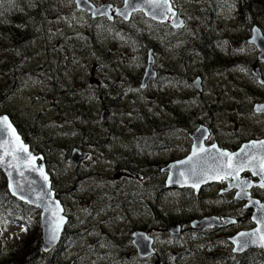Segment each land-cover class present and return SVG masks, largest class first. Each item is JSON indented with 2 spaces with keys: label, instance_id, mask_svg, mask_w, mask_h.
<instances>
[{
  "label": "flooded vegetation",
  "instance_id": "flooded-vegetation-1",
  "mask_svg": "<svg viewBox=\"0 0 264 264\" xmlns=\"http://www.w3.org/2000/svg\"><path fill=\"white\" fill-rule=\"evenodd\" d=\"M108 1L110 0L96 2L94 5L98 7L109 5L112 7V13L115 12L118 7ZM169 1L173 12L167 13L169 16L167 22H154L144 17L151 22L149 25H141L142 27H138L140 24L134 20L135 16L143 15L142 13H136L128 22L117 17L92 19L86 13H82L89 25L92 23L90 26L92 30H120L121 34L127 35L125 39L132 43V34L143 29L149 34L151 32L154 38L149 46L154 50L156 57L155 77L144 89L141 81L148 61L143 48H139L140 52L145 54L141 60L143 65L139 63L140 60L136 62L130 57V54L128 55L130 58L126 54L109 62L101 58L93 61L94 74L88 82L84 81L86 77H82V74L77 75L78 79L75 76H68L72 79L63 80L59 84L62 90H49L44 94L48 97L50 108L61 114L72 110V115L82 114L80 117H86L87 110L83 108L84 104L81 103V108L77 107L84 93V97L93 99L96 104L95 109L90 111L99 122L96 130H90L88 136L66 140L68 144L66 150L62 152V165L53 161L48 146H45L48 149L47 154L43 149H35L45 156V163L51 176L57 178L59 175L62 180L60 191L56 195L68 217L63 248L85 247L83 257L90 255L93 247L105 240L107 241L104 247L112 251V256L117 249L119 258L121 255L122 257L127 255L119 247L121 238L109 233V230L115 229V225L110 229L106 225L118 222L117 234L121 222L130 225L132 218L128 216L129 206L131 209L135 207L140 217L153 212L152 219L156 222L151 224L152 220L145 221V226H148L135 231L133 235L137 232H148L156 239L153 243L159 264H179L166 248H174V251H177L179 244L183 246V241H186L185 244L190 242L191 245L188 244L191 248L197 246L199 237H202V242L208 240L214 241L215 244L212 248L204 249L202 256L194 264H201L219 250L224 252L222 255L226 258L230 250H233L231 237L256 229L252 221V215L256 213L253 210L255 204L237 200L236 190L224 194L232 182L223 181L202 190L204 192L206 189H219L220 195L232 197L231 207L237 209H228L223 214L214 212L208 205L198 208L197 195L192 189L171 190L166 186V182L169 176L168 167L187 159L192 154L195 145L192 135L199 127H206L207 130L205 148L217 145L222 150L232 152L236 151L233 147L236 137L241 136L245 139L248 130L244 129L243 123L233 124V121H229L231 115L228 114L250 115L256 104L264 102V84L261 83L264 79V62L261 61L260 50L251 41L255 28L261 29L264 34L263 1L192 0L194 8L189 14H193L196 23L193 26L185 24L183 18L186 14L175 6L172 0ZM175 18L183 21L184 26L179 28L183 30L182 32L172 26ZM176 32L180 33L175 34ZM179 47L184 49V54H181V50L176 53L170 51L171 48ZM195 49L200 51L201 58H198ZM117 53L119 54V51ZM191 59H194L198 66L196 76L192 75L193 67L189 65ZM242 79L250 84L247 86ZM89 90H92V95ZM254 90L261 93L254 92L252 95ZM138 115L144 120L141 124L138 123ZM256 120L260 121L257 122L259 127L257 126L255 137L250 141L264 140V116H258ZM74 121L87 131L89 125L94 123L82 121L80 118ZM77 149L87 152V158L76 166L78 169L70 163L72 151ZM148 160L153 162L156 171L160 170L162 175L160 178L165 180H159L158 185L148 181L140 188L136 185L137 179L146 173L145 166L150 163ZM239 182L251 185L257 180L250 173H244ZM262 185H256L245 192L260 204H264ZM161 193H182V198L187 197L186 203L192 212L190 220L193 222L204 220L208 216H219L221 219L230 217L237 223L226 229L194 231L191 227L193 222L177 216L176 210L172 217L169 216L171 214H160V209H165L158 199ZM135 201L136 204L133 205ZM156 214L158 216H154ZM177 226L181 227V234L174 236L168 229L172 230ZM163 242L164 245L160 244ZM163 247L165 248L162 250ZM54 253L52 252L51 256ZM135 254L140 258L136 248ZM197 257L198 254H195L194 260ZM153 262L156 264L157 261Z\"/></svg>",
  "mask_w": 264,
  "mask_h": 264
},
{
  "label": "rangeland",
  "instance_id": "rangeland-1",
  "mask_svg": "<svg viewBox=\"0 0 264 264\" xmlns=\"http://www.w3.org/2000/svg\"><path fill=\"white\" fill-rule=\"evenodd\" d=\"M31 1L35 2L36 0ZM90 1L93 3H100L106 2L107 0ZM123 1L124 0H110L108 3H111L116 7H121L123 5ZM24 2H26V0H24ZM172 2L179 9H182L186 14L183 18L185 24L188 23V26H193L196 24L193 19V14H189V11L194 8V3L192 0H172ZM45 4L46 12L44 14L37 16L35 12L32 11L29 15H27L26 23L30 25L31 29L28 36V41L24 42V46H22V54L20 53L22 58L21 60L23 62V71L26 73L25 78L23 82H21L20 88L17 89L15 93L8 94V98H13L12 104L2 109L4 112H10L14 120L22 126L20 133L25 138L27 143L31 145V148L34 152H36V148H43L44 153L47 154L48 149L44 147V144L49 146V142H52V149L49 151V153L54 155V162L62 165V152L66 150L68 141L66 143V141L63 139L66 137L63 133L54 131V121H56L58 125H61L63 123L61 117L66 118L67 115L71 116L73 113L72 110H69L64 114H61L50 109L47 102H43L45 100L42 99L44 96V93L42 92H46L48 90H62L59 84L63 80L72 79L68 76H75L78 79L77 75L82 74V77H87L88 73L86 74L85 70L86 68L87 70L89 69V65L92 61H98L101 60V58H104L105 60H108L107 62H109L115 58H122V55L127 54L128 57L130 54V57H133L136 62L140 60L139 63L143 65L141 60L144 58L145 54L143 55L142 52H140L139 47H132V45L127 47H119L120 50L124 51H120L118 54V49H115L114 45V42H116V39H114L115 36L112 35L110 31L107 32L105 30H96V33L92 35L84 33V30H86L88 25L87 18L76 9L73 0H46ZM124 15L127 16L126 11L124 12ZM31 16H34L33 19H31ZM134 20L140 24L137 25L138 27H142L141 25L143 24L149 25L151 22L145 19L143 15L135 16ZM174 27L179 29V22L176 21ZM177 31L182 32L183 30L179 29ZM178 33L180 32H176L175 34ZM87 35L89 37H87ZM66 37H69L71 40H67ZM153 38L154 36H152L151 32L149 34L146 29L140 30L131 36L132 41L141 40L145 44H149L148 42H150ZM178 50H181V54L185 53L184 49L180 47L170 49V51H175V53ZM195 51L197 50L195 49ZM197 54L198 58H201L199 50L197 51ZM187 57H189V55H187ZM70 63L74 64L71 65ZM62 64L64 65L61 66ZM189 65L193 67L192 75L196 76L195 73L198 72L196 69L198 66L195 60L191 59ZM74 66L76 67L75 69ZM80 68H83V72L80 71ZM56 75L58 76L57 80L55 79ZM46 78H52L53 84L50 85V80L46 81ZM242 81L243 83L247 84V86L250 84L245 79H242ZM4 87L7 88V81L5 78L0 76V90H3ZM254 92L257 94L261 93L258 90H254L252 91V95H254ZM89 93L92 95V90H89ZM131 93L132 92H129V94ZM154 94H156V92H154ZM84 96L85 93L82 95V98L79 99L77 107L81 108V103L84 104L83 108L87 110L86 122L88 120L90 122H94L89 126L96 130L99 122L96 120V116L93 113L90 114V111L95 109L96 104L93 99H89L88 97ZM0 114L5 113L0 111ZM81 115L82 114L72 115L71 119L75 120L80 118ZM138 118V123L141 124V121L144 120L140 115H138ZM45 120L50 121L48 126L53 129L51 131L45 132L49 136H46L45 134L44 137L41 136L39 138L38 134L33 130H43L40 123L45 122ZM241 121L243 123H255L256 125V120L253 119V116L251 119L249 117L246 119L236 118V120L233 121V124H238L237 122ZM258 123H260V121H258ZM84 136L87 135L82 133V137ZM87 139L91 140L89 137H87ZM147 162L150 163H147L145 166L146 173L137 179L136 185H138L140 188L143 187L148 181L152 182L153 185H158L159 180H165L164 178H160L162 177L160 170H155L153 162L150 160ZM156 165L158 166V164ZM58 169L59 168H55V170ZM68 169L69 167H67V170ZM76 169L78 168L76 167ZM56 184L60 185L61 181L59 182L57 180ZM2 186V180L0 179V188H2ZM182 195V193L159 194L158 199L161 205H163L165 208L160 209V214L173 215L174 210H176L177 216H180L183 220H189L190 222V214L192 212L189 208L190 206L188 203H186V201H188L187 197L182 198ZM150 196L151 195L149 192V197ZM146 199H148V197H146ZM197 200L198 208L208 205L213 209L214 212H217L218 214H223L231 208L237 209V207H231L233 203L232 197L230 195H220L219 189H206L204 192H201L199 196H197ZM134 204H136V202H134ZM127 210L129 212V218H132L131 224L128 225V223L125 224V222H121L118 234L116 229L119 227L118 222L106 225L108 229L115 225V229L109 230V233H111L114 237L119 236L121 238L120 248L127 254L124 255V257L121 255L119 258L120 254L118 253V249L114 253V256H112V251L110 252V249L104 247L107 240L93 247L90 255H86L85 257H83V249H85V247L75 246L70 249L62 247L50 257L57 261L58 264H154L152 263V260H141L138 258L135 254V248L132 244L133 231H138L139 229H142V227L146 228L144 223L145 221L149 222V220H152L151 224L152 222H156L155 219H152L154 218L152 217L153 212L149 215L146 213L141 216V218L139 215H137V209L135 207L131 209V206H129ZM12 214H14V212L8 209L5 213L4 210L1 209L0 205V251H2L4 248L6 251L8 244L12 243L13 241H17L24 235L23 227L20 223H15L17 218H11ZM154 216H158V214ZM34 218L35 215L33 213L32 217L28 215V218L25 217L24 220L26 222H30L31 220H34ZM34 225L35 224H33V227ZM137 227H139V229ZM158 239L161 240L162 237H158ZM165 242L169 243L167 240H165ZM185 242H182L183 246L182 244H179L177 251H174V248H166V250L171 251L172 255L175 257L174 259L179 261V264H194L195 262H198L199 257L202 256L204 249H209L215 244L214 241L208 240L202 242V237L197 238V246H193L191 248L189 247V244L191 245V243L188 242L189 244H185ZM160 244L164 245V242ZM172 244L174 243L172 242ZM164 248L165 247L161 249L163 250ZM195 254H198V257L194 260ZM222 254H224V252L219 250L214 255H211V258L214 260L213 258H215V256L224 257ZM209 259L210 258H206V261L210 262L211 260ZM191 261L192 263H190ZM215 263L226 264L227 261L223 258L222 260H216Z\"/></svg>",
  "mask_w": 264,
  "mask_h": 264
},
{
  "label": "water",
  "instance_id": "water-1",
  "mask_svg": "<svg viewBox=\"0 0 264 264\" xmlns=\"http://www.w3.org/2000/svg\"><path fill=\"white\" fill-rule=\"evenodd\" d=\"M75 3L79 10L88 12L93 18H113L118 16L126 22L137 12H143L147 18L156 19L155 21L157 22H167L169 19L167 13L173 12L169 0H125L124 8L116 10L115 13H112V7L109 5L97 8L88 0H75ZM150 8L154 10L151 11ZM125 11L127 12V16L124 15ZM154 11H161L164 18L158 20L152 17ZM176 21L179 22L180 27L184 26L183 21L179 18H175L172 26H175ZM251 41L261 51L262 54L260 58L261 61L264 62V37L260 29H255ZM153 66L154 59L153 56H150L149 67L143 80V88L147 86L155 75ZM262 108V106H259L257 112L264 113ZM193 139L196 143L193 147L192 154L187 159L173 163L168 167V188L194 189L196 193L199 194L202 187L208 184L219 183L229 178L239 179L246 171H251L254 176H257L259 175V167H261L262 173H264V150L260 156L254 158L257 151L256 146L260 147V145H264V141L256 142V145L253 143L245 145L237 153L230 154L220 151L217 146H214L213 150L209 148L208 151H205L204 140L198 143L197 134H193ZM24 146L11 120L7 116L0 117V170L3 171L9 181L7 169L12 168L13 177L18 179L20 188L25 186V188L27 187L26 189H28L34 186L38 188V193H43V206L33 205L29 200L27 201L25 197L19 198L14 195L11 191L10 183H8L9 190L14 197L28 205L43 210V250L49 253L60 243L67 224V218L64 216V210L59 199L55 197V193L51 190L50 177L47 174L45 164L43 163L41 166L38 164V161H43V159L33 155L30 149ZM83 158L85 159L86 155L82 156V154L75 152L71 161L78 165ZM262 178L264 179V177ZM244 185V183L239 182L238 184L230 186V190L234 188L239 190L237 199H242L241 201L249 198L248 194H244L245 189L246 191L248 190V185ZM252 219L258 225V228L251 232L239 233L230 240L234 245V253L242 254L249 250L264 251V204L258 208L257 214L254 215ZM230 224H232L230 219L221 221L217 217H211L200 221H194L192 223V229L194 231H207L217 227L225 228ZM168 230L174 236H179L181 234L180 226ZM134 238V245L137 247L140 255L143 256L144 254L143 257L146 258L155 254L152 249L153 239L149 238L148 234L137 233Z\"/></svg>",
  "mask_w": 264,
  "mask_h": 264
},
{
  "label": "trees",
  "instance_id": "trees-1",
  "mask_svg": "<svg viewBox=\"0 0 264 264\" xmlns=\"http://www.w3.org/2000/svg\"><path fill=\"white\" fill-rule=\"evenodd\" d=\"M262 1V11L264 12V0ZM45 3L46 0H36L35 2L31 0H26V2H24V0H0V75L7 78V88L4 87L3 90H0V111L10 115L12 118L13 116L10 112H4L2 108H6V106L12 104L13 98H8V94L15 93L16 90L20 88L21 82H23L25 78L26 73L23 71V62L20 53L22 54V46H24V42L28 41L31 29L30 25L26 23V18L32 11H34L37 16L44 14L46 12ZM33 17L34 16H31V19H33ZM262 24L264 25V16L262 18ZM91 25L92 23H90V25H88L89 27L85 30L86 34L92 35L96 33V30L90 28ZM105 31L108 32L109 30ZM110 33H114V36L119 39V42L115 44V49H118L117 51L119 52V46H126V43H128V46L132 45V47L143 48V51H148L147 49H149L141 40L133 41V43L129 42L127 38L125 39V36L127 35H125V33L121 34L120 30H110ZM93 63L94 62L92 61L88 70L86 68L85 72H88V76L84 78V81L88 82V80L92 78L94 74L92 67ZM70 64L73 65L74 63ZM63 65L64 64L61 66ZM75 68L76 67L74 66V69ZM82 69H80V71H82ZM51 79L52 78H46L45 80H50L51 82ZM42 99L45 100L47 98L42 97ZM54 107L55 105H53V108ZM41 127L43 131H46L44 124H41ZM83 131V133L87 135V131ZM0 176H2L1 172ZM5 196V208L6 210L11 209L14 212V214L11 215V218H14L17 216L16 210L18 208L17 204L19 203L12 199L10 200L7 190ZM22 210L24 212L22 211L20 214L27 217L29 213L26 212L23 207ZM170 217H172V215H170ZM23 223V229L25 231L24 238L21 241L14 243L9 249H6V251L0 254V264H52L54 260L46 259L41 251V236L38 228L39 223L34 225V227L33 224H31L33 222L23 221ZM209 258L211 261H206L204 264H216V260H222L223 258L227 261L226 264H264V252L256 251L245 253L239 257L233 256L232 252H230L229 256L226 258H213L214 260H212L211 257Z\"/></svg>",
  "mask_w": 264,
  "mask_h": 264
},
{
  "label": "bare ground",
  "instance_id": "bare-ground-1",
  "mask_svg": "<svg viewBox=\"0 0 264 264\" xmlns=\"http://www.w3.org/2000/svg\"><path fill=\"white\" fill-rule=\"evenodd\" d=\"M3 1V0H2ZM216 5V4H215ZM246 5V4H245ZM218 7V6H217ZM129 8V7H128ZM126 8V9H128ZM125 9V10H126ZM148 10V9H147ZM151 11H153L154 9L153 8H150ZM124 11V10H123ZM122 14V13H121ZM152 17L154 18H157L158 20H162L163 17V13L161 11L157 12V11H154V13H152ZM7 21V20H6ZM5 21V22H6ZM108 21V20H107ZM7 23V22H6ZM11 23V22H10ZM110 23V22H109ZM9 25V23H8ZM7 25V26H8ZM23 25V24H22ZM4 27V26H3ZM16 27V26H15ZM26 28V27H25ZM8 29V28H7ZM20 29V28H19ZM18 29V30H19ZM1 40V39H0ZM4 42V41H3ZM210 46V45H209ZM207 48V47H206ZM146 50V49H145ZM149 50V49H147ZM147 68V66H146ZM21 69V68H20ZM17 72V70H16ZM145 73V72H144ZM159 73V72H158ZM143 83V81H141ZM15 83V82H14ZM153 83V82H152ZM151 84V83H150ZM149 133V132H148ZM73 152V151H72ZM90 157V156H89ZM7 172L9 174V183H10V188H11V191L12 193H14V195L18 196V197H25L27 199V201L29 200L32 204L34 205H39V206H43V200H44V195L43 193H38V188L32 186L28 189L24 187H19V184H18V179L17 178H14L13 177V174H12V168H9L7 169ZM142 192V191H141ZM131 193V192H130ZM136 195V194H135ZM133 199V198H132ZM129 200V199H128ZM142 201V199L140 200ZM120 202V201H119ZM128 202V201H127ZM131 202V201H130ZM136 202V201H135ZM121 204V203H120ZM134 204V203H133ZM141 210V209H140ZM139 210V211H140ZM159 213V212H158ZM170 216V215H169ZM209 217V216H208ZM142 218V217H141ZM144 218V217H143ZM203 219V218H202ZM197 221V220H196ZM193 222V221H192ZM168 224V223H167ZM179 225V224H178ZM190 225V224H189ZM148 225H146L147 227ZM162 226V225H161ZM169 226V225H168ZM176 226V225H175ZM190 227V226H189ZM188 227V228H189ZM139 229V227H137ZM161 228V227H160ZM187 228V229H188ZM171 229V228H170ZM184 229V228H183ZM140 230V229H139ZM190 230V229H189ZM137 231V230H136ZM143 231V230H142ZM157 231V230H156ZM224 231V230H223ZM166 232V231H165ZM192 232V231H191ZM222 232V230H221ZM134 233V231H133ZM148 233V232H146ZM158 234V233H157ZM196 234V233H194ZM167 235V234H166ZM170 235V234H169ZM184 235V234H183ZM201 235V234H200ZM204 235V234H203ZM151 236V235H150ZM152 237V236H151ZM172 238V237H171ZM153 239V238H152ZM153 240H156V239H153ZM120 247V246H119ZM10 248V247H9ZM157 248V246H156ZM212 248V247H211ZM212 250V249H211ZM135 251V250H134ZM158 252V251H157ZM220 254V253H219Z\"/></svg>",
  "mask_w": 264,
  "mask_h": 264
},
{
  "label": "snow or ice",
  "instance_id": "snow-or-ice-1",
  "mask_svg": "<svg viewBox=\"0 0 264 264\" xmlns=\"http://www.w3.org/2000/svg\"><path fill=\"white\" fill-rule=\"evenodd\" d=\"M262 186H264V185H262Z\"/></svg>",
  "mask_w": 264,
  "mask_h": 264
}]
</instances>
